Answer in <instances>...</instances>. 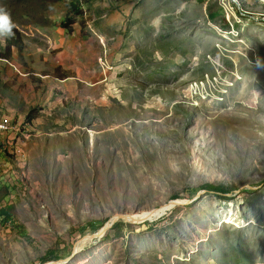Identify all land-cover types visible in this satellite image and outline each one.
<instances>
[{
  "label": "rangeland",
  "instance_id": "374dc122",
  "mask_svg": "<svg viewBox=\"0 0 264 264\" xmlns=\"http://www.w3.org/2000/svg\"><path fill=\"white\" fill-rule=\"evenodd\" d=\"M0 10V264H264V0Z\"/></svg>",
  "mask_w": 264,
  "mask_h": 264
},
{
  "label": "trees",
  "instance_id": "16d2710c",
  "mask_svg": "<svg viewBox=\"0 0 264 264\" xmlns=\"http://www.w3.org/2000/svg\"><path fill=\"white\" fill-rule=\"evenodd\" d=\"M80 14V13H79ZM13 48H17L19 51H22L24 49L23 42L20 39V34L17 30H12V35L9 39H7V47H6V56L9 58L11 56V52ZM1 57V56H0ZM65 78V77H63ZM36 109H32L28 116H27V122H32L33 119L37 118ZM205 189H208L209 191H214L219 197L222 198H228L226 197L225 193L228 191L220 186H214V185H206ZM6 216V215H5ZM7 218V216H6Z\"/></svg>",
  "mask_w": 264,
  "mask_h": 264
},
{
  "label": "crops",
  "instance_id": "0c3cea01",
  "mask_svg": "<svg viewBox=\"0 0 264 264\" xmlns=\"http://www.w3.org/2000/svg\"><path fill=\"white\" fill-rule=\"evenodd\" d=\"M11 68L14 69L13 67H11ZM0 109H2V111H7V112L9 111L12 114H21V112L18 109V107L15 106L13 102H12V104H10V102L5 97H3V98L0 97ZM1 115L2 116L4 115V117L7 118V119H9L10 121H11V119H13V118H10V116H9L8 113H6V114H0V116ZM18 126H20V125H18ZM12 138H14V135L12 136Z\"/></svg>",
  "mask_w": 264,
  "mask_h": 264
},
{
  "label": "bare ground",
  "instance_id": "6f19581e",
  "mask_svg": "<svg viewBox=\"0 0 264 264\" xmlns=\"http://www.w3.org/2000/svg\"><path fill=\"white\" fill-rule=\"evenodd\" d=\"M11 130V125L7 122H0V137L5 136ZM151 212L145 214H134L130 216L131 219L142 221L151 217ZM102 233V232H101ZM101 233L99 235H101ZM53 264V262H51Z\"/></svg>",
  "mask_w": 264,
  "mask_h": 264
},
{
  "label": "clouds",
  "instance_id": "9594fccd",
  "mask_svg": "<svg viewBox=\"0 0 264 264\" xmlns=\"http://www.w3.org/2000/svg\"><path fill=\"white\" fill-rule=\"evenodd\" d=\"M0 21H3V26H0V35H12V21L10 16L0 10Z\"/></svg>",
  "mask_w": 264,
  "mask_h": 264
},
{
  "label": "water",
  "instance_id": "95a60500",
  "mask_svg": "<svg viewBox=\"0 0 264 264\" xmlns=\"http://www.w3.org/2000/svg\"><path fill=\"white\" fill-rule=\"evenodd\" d=\"M176 202H180V201H178V200H175ZM182 203V202H181ZM122 218V215H118V218ZM114 222H115V220L114 221H112L111 223H110V225L109 226H104L103 228H101L100 229V231L98 232V233H95V234H91L90 236L91 237H95L96 235H99L100 234V232H102L103 231V233H105L113 224H114ZM104 228H105V230H104ZM100 236V235H99ZM65 262V260L64 259H61V260H58V261H54L53 262V264H63Z\"/></svg>",
  "mask_w": 264,
  "mask_h": 264
},
{
  "label": "snow or ice",
  "instance_id": "6c2138e0",
  "mask_svg": "<svg viewBox=\"0 0 264 264\" xmlns=\"http://www.w3.org/2000/svg\"><path fill=\"white\" fill-rule=\"evenodd\" d=\"M3 23H4L3 21H0V26H3Z\"/></svg>",
  "mask_w": 264,
  "mask_h": 264
},
{
  "label": "built area",
  "instance_id": "2783aa9c",
  "mask_svg": "<svg viewBox=\"0 0 264 264\" xmlns=\"http://www.w3.org/2000/svg\"><path fill=\"white\" fill-rule=\"evenodd\" d=\"M4 144H6V142H5V143H3V144H0V146H2V145H4Z\"/></svg>",
  "mask_w": 264,
  "mask_h": 264
}]
</instances>
